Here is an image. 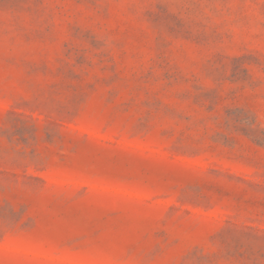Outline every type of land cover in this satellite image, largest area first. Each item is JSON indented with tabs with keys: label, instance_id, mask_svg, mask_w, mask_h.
Segmentation results:
<instances>
[{
	"label": "rangeland",
	"instance_id": "374dc122",
	"mask_svg": "<svg viewBox=\"0 0 264 264\" xmlns=\"http://www.w3.org/2000/svg\"><path fill=\"white\" fill-rule=\"evenodd\" d=\"M0 264H264V0H0Z\"/></svg>",
	"mask_w": 264,
	"mask_h": 264
}]
</instances>
